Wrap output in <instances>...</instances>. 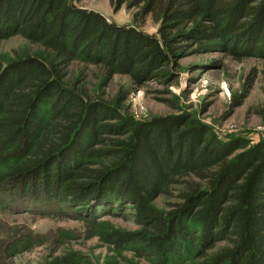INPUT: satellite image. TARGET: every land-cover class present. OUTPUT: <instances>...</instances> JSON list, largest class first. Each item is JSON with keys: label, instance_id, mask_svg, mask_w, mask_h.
<instances>
[{"label": "trees", "instance_id": "trees-1", "mask_svg": "<svg viewBox=\"0 0 264 264\" xmlns=\"http://www.w3.org/2000/svg\"><path fill=\"white\" fill-rule=\"evenodd\" d=\"M81 1L0 0V40L42 50L0 61V208L130 218L138 230L101 239L150 264H264V141L220 139L186 116L135 121L68 80L75 62L100 67L104 87L118 74L141 87L168 85L193 54L264 59V0H108L156 34ZM161 196L177 202L159 209Z\"/></svg>", "mask_w": 264, "mask_h": 264}, {"label": "rangeland", "instance_id": "rangeland-1", "mask_svg": "<svg viewBox=\"0 0 264 264\" xmlns=\"http://www.w3.org/2000/svg\"><path fill=\"white\" fill-rule=\"evenodd\" d=\"M78 5L98 11L118 25L138 26L148 34L158 32L159 25L151 17L136 24L134 11L126 6L117 11L108 0H83ZM41 51L39 45L19 35L0 40L4 64ZM172 68L168 85L149 80L137 87L130 76L118 74L104 87L100 67L75 62L68 80H80L91 98L120 107L135 121L186 116L210 128L220 139H248L252 145L264 141V59L247 56L238 60L213 51L181 58ZM252 76L255 80L247 97L234 107ZM175 202L176 198L161 196L154 205L167 211ZM110 228L135 231L139 226L130 218L115 215H102L94 221L33 209L15 212L0 208V264H150L131 251L103 242L101 235Z\"/></svg>", "mask_w": 264, "mask_h": 264}]
</instances>
